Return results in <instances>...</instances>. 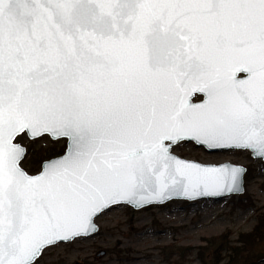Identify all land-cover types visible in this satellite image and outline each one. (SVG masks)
Instances as JSON below:
<instances>
[{"label":"snow or ice","instance_id":"6c2138e0","mask_svg":"<svg viewBox=\"0 0 264 264\" xmlns=\"http://www.w3.org/2000/svg\"><path fill=\"white\" fill-rule=\"evenodd\" d=\"M25 135L64 151L32 173ZM183 140L264 158V0H0V264L114 204L240 189Z\"/></svg>","mask_w":264,"mask_h":264},{"label":"rangeland","instance_id":"374dc122","mask_svg":"<svg viewBox=\"0 0 264 264\" xmlns=\"http://www.w3.org/2000/svg\"><path fill=\"white\" fill-rule=\"evenodd\" d=\"M23 144L28 148L26 167L32 158L54 157L65 148L63 139L50 136L30 140L25 135ZM172 151L203 163L211 158L206 163L246 166L245 191L221 199H174L141 209L115 205L97 217L96 234L48 247L39 264H213L219 254L225 262L228 252L220 251V238L236 245L264 211V162L247 152H208L193 141H180ZM252 249L257 264H264V240Z\"/></svg>","mask_w":264,"mask_h":264},{"label":"trees","instance_id":"16d2710c","mask_svg":"<svg viewBox=\"0 0 264 264\" xmlns=\"http://www.w3.org/2000/svg\"><path fill=\"white\" fill-rule=\"evenodd\" d=\"M45 160L44 157H38L31 159L27 164V169L35 173L39 170L41 163ZM221 239V240H220ZM219 240L220 251H226L227 260L222 262L225 258H222L221 254L217 255L216 261L213 264H257V255L253 256L250 252L253 251L252 246L260 241L264 240V211L258 216V222L253 228L252 231L242 233L239 236L236 245H229V242L226 240ZM208 262L204 261L203 264Z\"/></svg>","mask_w":264,"mask_h":264},{"label":"water","instance_id":"95a60500","mask_svg":"<svg viewBox=\"0 0 264 264\" xmlns=\"http://www.w3.org/2000/svg\"><path fill=\"white\" fill-rule=\"evenodd\" d=\"M199 96V95H198ZM196 98V97H195ZM52 138L53 140H58L57 138L55 137H50ZM183 141H187V142H191L192 140H183ZM197 146L199 147H204L208 152H218V151H226V150H230L228 148H225V147H214V146H208V145H203V144H200L199 142H196V141H193ZM173 149V148H172ZM173 152V151H172ZM173 154L183 160H186V161H190V162H197V163H200V164H205V165H211V164H215V163H203V162H200V161H197V160H193V159H188V158H185V157H181L179 156L178 154L174 153ZM55 157V156H54ZM254 158H257V159H261L263 162H264V158H259V157H254ZM46 160V159H45ZM44 161V160H43ZM221 163H232V162H229V161H226V162H221ZM221 163H218V164H221ZM236 164V163H234ZM239 166H242L245 171L243 172L242 174V178H241V183H240V189L237 191V190H234V191H223V192H210L208 194H204V195H197V196H194V197H184V196H172L170 199L168 200H164V201H156V202H153L151 204H144L143 206H140V207H137L135 206L134 204H129L130 206H132L133 208L135 209H141V208H144V207H147V206H150V205H153V204H165L171 200H174V199H182V200H188V201H196V200H201V199H221V198H224V197H227L229 195H232V194H242L244 191H245V173L247 171V168L246 166L244 165H241V164H237ZM121 204H127V203H121ZM115 205H118V204H114L112 205L111 207L115 206ZM111 207L105 209L103 212L109 210ZM103 212L99 213L98 215H96L93 219V223L96 225L97 227V231L95 232H91L89 233L88 235H86L85 237H88V236H92L94 234H96L99 230V225L97 224L96 222V219L97 217H99ZM73 241V240H72ZM70 242V241H68ZM58 243H66V241H60ZM57 244V243H56ZM78 264V263H77Z\"/></svg>","mask_w":264,"mask_h":264},{"label":"bare ground","instance_id":"6f19581e","mask_svg":"<svg viewBox=\"0 0 264 264\" xmlns=\"http://www.w3.org/2000/svg\"><path fill=\"white\" fill-rule=\"evenodd\" d=\"M213 159H211V158H207V159H204L203 161L206 163V162H211ZM137 259H139V258H137Z\"/></svg>","mask_w":264,"mask_h":264},{"label":"flooded vegetation","instance_id":"af4514ba","mask_svg":"<svg viewBox=\"0 0 264 264\" xmlns=\"http://www.w3.org/2000/svg\"><path fill=\"white\" fill-rule=\"evenodd\" d=\"M198 97H200V96H198ZM201 98V97H200Z\"/></svg>","mask_w":264,"mask_h":264}]
</instances>
